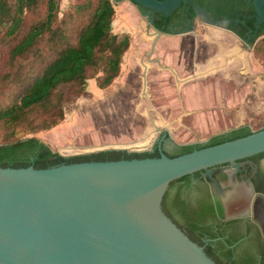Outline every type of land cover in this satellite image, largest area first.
<instances>
[{"label": "water", "instance_id": "95a60500", "mask_svg": "<svg viewBox=\"0 0 264 264\" xmlns=\"http://www.w3.org/2000/svg\"><path fill=\"white\" fill-rule=\"evenodd\" d=\"M161 37H264V0H111ZM0 166V264H264V123L169 156ZM107 149V148H104Z\"/></svg>", "mask_w": 264, "mask_h": 264}, {"label": "trees", "instance_id": "16d2710c", "mask_svg": "<svg viewBox=\"0 0 264 264\" xmlns=\"http://www.w3.org/2000/svg\"><path fill=\"white\" fill-rule=\"evenodd\" d=\"M29 12L35 18L27 23ZM59 12V0H0V166H28L43 155L37 167L54 161L153 156L157 143L143 151L107 148L67 155L37 135H20L61 122L64 103L82 95L90 77L96 76L101 88L110 85L120 75L131 44L130 33L113 31L116 9L111 0H71ZM253 53L264 58V37L255 41ZM33 56L41 65L24 82L20 60ZM15 80L20 84L12 90ZM253 130L247 123L213 134L206 142L176 143L169 156Z\"/></svg>", "mask_w": 264, "mask_h": 264}, {"label": "rangeland", "instance_id": "374dc122", "mask_svg": "<svg viewBox=\"0 0 264 264\" xmlns=\"http://www.w3.org/2000/svg\"><path fill=\"white\" fill-rule=\"evenodd\" d=\"M59 1L61 15L71 0ZM115 9L113 31L128 32L131 35V44L124 54L120 75L104 88L98 86L96 76L90 77L85 85L86 91L64 103L65 116L61 122L49 129L23 132L20 135H37L48 142L53 149L67 155L104 148H127L137 151L151 149L161 133L159 130L171 126H176V130H170V134H176L170 136L174 142L208 141L214 129L201 128L199 124L202 118L200 109H207V106L198 102V105L201 104L197 106L198 110L191 111L190 103L188 105L183 97L184 92L181 91L179 84L176 85L178 78L165 76L166 71L163 67H170L166 61V54L171 52L180 55L185 50L187 53H192L193 70H191L192 66H188L187 75L183 78L186 80L191 77H196L197 80L209 78L210 81L218 76L190 75L210 72L211 67L215 68L217 62L221 61L224 64L229 55L231 62L246 63L249 58L254 61L258 59L256 63L259 66H264V58L255 56L251 49L244 48L232 33L207 27L200 22H196L193 36H162L159 45H157L158 40L153 45L156 32L148 30L137 7L115 6ZM34 18L35 15L29 12L26 17L27 23L32 22ZM20 62L24 70L23 80L30 82L32 74L36 73L41 64L34 56L23 57ZM142 62L148 65L146 69ZM211 62L215 64L212 66ZM132 67H136V71H133V76H128L127 74L133 70ZM222 68L221 66L220 70ZM145 70L147 73L144 76ZM238 70L240 76H235L237 79L232 78L229 87L228 84L226 85L230 92L235 90L239 95L235 97L237 99L233 103L236 105L235 110L239 108L247 111V116L241 118L242 121H248L250 126L255 128L257 124L264 123V111L259 114L256 111L264 110V76H261L263 81L260 78L255 80V76L250 75L245 65ZM225 72L238 74L236 66L231 70L225 69ZM182 83L184 84V80ZM19 84L16 80L12 82V90ZM167 86L173 88L174 92L167 90L169 89ZM227 99L229 97L226 101ZM218 105H210L212 107L210 110ZM213 113L216 112H211ZM1 140L2 135H0Z\"/></svg>", "mask_w": 264, "mask_h": 264}, {"label": "crops", "instance_id": "0c3cea01", "mask_svg": "<svg viewBox=\"0 0 264 264\" xmlns=\"http://www.w3.org/2000/svg\"><path fill=\"white\" fill-rule=\"evenodd\" d=\"M230 33L234 35L233 37H235L236 41L240 44L241 43L240 38L234 32H230ZM241 45L243 44L241 43ZM244 48H247V47L244 46ZM181 53L182 54L180 55L178 53L174 54L171 52H168L166 54V61L168 64H170V67L164 66L163 68L166 71L164 73H166L165 76H175V78H178L179 81H177L176 85L179 84L181 91L184 92L183 97L185 98V102L187 100L188 105L190 103L189 106L192 112H194L193 110L195 111L198 110L197 106H200L201 104H205L207 106L206 107L207 109H200L201 110L200 116L202 117L199 121L200 127L214 129L212 132V135H213V134L222 133V132L231 130L243 124H247L248 121L244 122L241 119L247 116V113H246L247 111L243 109L240 110L239 108L235 110L234 107L236 105H233V103H235L237 99L235 97H238L239 95H237L235 90H233L234 92H230L226 84H228V87H229V81L235 76H240V73H239L240 71L238 69L241 70V68L244 65H245V68H248V70L250 71V75L255 76V80H258V78H260V80L263 81L261 76H264V74H262L264 71V66L262 65L259 66L256 63L258 59L255 58V60L256 59L257 60L254 61L252 58L251 59L249 58V60H246V63H243L241 61L231 62L232 61L230 59L231 55H229L224 61L225 62L224 64L223 62L221 63V61L217 62L216 64L214 62H211V65L213 66L215 64L216 67L215 68L211 67L210 72L208 73L199 72L198 74L190 75V76H218V78H215L214 80L210 81L209 78L205 80H202V79L197 80L196 77H191L186 80L185 78H183V76L187 75L188 66H192L191 70H193V56H192V53L191 54L187 53V50ZM236 58L237 57H234V59ZM239 59H242V58L239 57ZM142 65L143 67H145V69L148 67V65L145 62H142ZM221 66L223 67L222 70H220ZM234 66H236L238 74L234 75V73L225 72V69L231 70ZM132 68L133 70H131L130 74L129 73L127 74L128 76L134 75L133 71H136V67H132ZM194 70L197 71V69H194ZM146 73L147 71L145 70V72L143 73L144 76L146 75ZM143 74L141 76H143ZM235 79H237V77H235ZM182 80H184V84L182 83ZM255 85H257V83H255ZM167 88H169L167 89L169 91L173 90V88L169 86H167ZM228 97L229 99H227L226 101V98ZM198 102L199 103L201 102V104L198 105L199 104ZM218 104H220L221 106H219ZM210 105L212 106L218 105V106L210 110V108H212L210 107ZM256 111L259 114V113H262L264 110L262 109V110H256ZM211 112H216V113L211 114ZM203 113H205V115H203Z\"/></svg>", "mask_w": 264, "mask_h": 264}, {"label": "flooded vegetation", "instance_id": "af4514ba", "mask_svg": "<svg viewBox=\"0 0 264 264\" xmlns=\"http://www.w3.org/2000/svg\"><path fill=\"white\" fill-rule=\"evenodd\" d=\"M195 28H196V25H195ZM237 36L239 35V37H241V38H243V40H246V33H243V34H241V33H236V32H234ZM260 38V37H259ZM259 38H257V39H259ZM256 39V40H257ZM162 133H163V131H161V133H160V135H159V137L156 139V141H155V143H154V145L157 143V142H163V140H161V136H162ZM168 140H169V144H170V147H165V152H166V154H171L173 151H175L176 149H177V146H176V143L177 142H174L172 139H171V137L170 136H168Z\"/></svg>", "mask_w": 264, "mask_h": 264}, {"label": "bare ground", "instance_id": "6f19581e", "mask_svg": "<svg viewBox=\"0 0 264 264\" xmlns=\"http://www.w3.org/2000/svg\"><path fill=\"white\" fill-rule=\"evenodd\" d=\"M137 144H139V143H137Z\"/></svg>", "mask_w": 264, "mask_h": 264}]
</instances>
